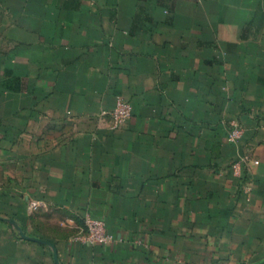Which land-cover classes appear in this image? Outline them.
Instances as JSON below:
<instances>
[{"label":"crops","instance_id":"0c3cea01","mask_svg":"<svg viewBox=\"0 0 264 264\" xmlns=\"http://www.w3.org/2000/svg\"><path fill=\"white\" fill-rule=\"evenodd\" d=\"M0 264H264V0H0Z\"/></svg>","mask_w":264,"mask_h":264},{"label":"built area","instance_id":"2783aa9c","mask_svg":"<svg viewBox=\"0 0 264 264\" xmlns=\"http://www.w3.org/2000/svg\"><path fill=\"white\" fill-rule=\"evenodd\" d=\"M102 115H106L109 118V127L111 129H118L122 127L132 115V105L130 101L124 99L121 96H117L112 108L102 110ZM243 133V128L234 123L228 132V139L230 141H237ZM249 159L248 155H243L240 159L234 161L231 165L234 174L239 175L240 165L246 163ZM254 163H258V160H254ZM244 189H249V186H244ZM38 208L35 201L28 203V210L33 211ZM83 243L94 245L101 242H107L112 239V235L107 231L106 223L102 218L94 217L90 214H85L83 217L82 228L76 237Z\"/></svg>","mask_w":264,"mask_h":264}]
</instances>
